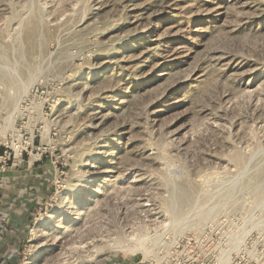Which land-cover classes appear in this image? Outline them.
Instances as JSON below:
<instances>
[{
	"label": "rangeland",
	"instance_id": "374dc122",
	"mask_svg": "<svg viewBox=\"0 0 264 264\" xmlns=\"http://www.w3.org/2000/svg\"><path fill=\"white\" fill-rule=\"evenodd\" d=\"M1 155L0 187L45 189L30 264H264V188L199 219L243 164L261 182L264 0H0ZM185 178L182 222L167 207ZM73 209L93 235L60 254Z\"/></svg>",
	"mask_w": 264,
	"mask_h": 264
},
{
	"label": "bare ground",
	"instance_id": "6f19581e",
	"mask_svg": "<svg viewBox=\"0 0 264 264\" xmlns=\"http://www.w3.org/2000/svg\"><path fill=\"white\" fill-rule=\"evenodd\" d=\"M248 167L249 165L243 164L236 175L229 177L227 180L224 179L220 180L221 183H219L218 187L215 189L217 191V195H216L217 199L214 201V205L211 206L210 210L201 213L200 214L201 216L198 214L200 217L198 218L200 220L203 217L210 216L211 212H213L211 211L212 209L228 203H232L235 198V194L243 189L242 186L244 185V183L247 184L248 182L249 184V182L251 181L248 188H250L254 193H259L264 188V169L261 171L259 178V180L261 179L260 180L261 182H255V181L252 182V178L246 179L249 173ZM180 170L181 168L179 169V171ZM169 183L172 184V192H171L170 204L167 208L171 212L173 218L181 217V221L183 222L185 221L184 218L186 217L184 216L185 209L193 202V195H192V192L194 190L193 184L186 178L182 182L171 181ZM263 196L260 198L261 201L258 203L259 207H261L264 204ZM195 207H197L196 204ZM82 213L83 212L80 210L77 211L73 209L70 210L68 214L69 217L68 219H75V223L77 225L72 226L70 224H65L62 222L61 225L57 226L59 227V229H61V231L56 237L57 241L55 242L54 239L52 243L61 248V250L59 251L60 254H65L67 252L73 253L76 252L78 248L85 247L87 240L91 237V235H93V230H94L93 223L89 219L85 220V216L83 217Z\"/></svg>",
	"mask_w": 264,
	"mask_h": 264
},
{
	"label": "crops",
	"instance_id": "0c3cea01",
	"mask_svg": "<svg viewBox=\"0 0 264 264\" xmlns=\"http://www.w3.org/2000/svg\"><path fill=\"white\" fill-rule=\"evenodd\" d=\"M22 176L8 173L0 187V256L3 264H21L22 247L30 224L29 216L44 199L40 186L19 183ZM36 195V196H35ZM90 264H133L130 259L122 260L112 255L100 257Z\"/></svg>",
	"mask_w": 264,
	"mask_h": 264
},
{
	"label": "built area",
	"instance_id": "2783aa9c",
	"mask_svg": "<svg viewBox=\"0 0 264 264\" xmlns=\"http://www.w3.org/2000/svg\"><path fill=\"white\" fill-rule=\"evenodd\" d=\"M9 158V157H8ZM7 158L6 157H3V155L0 156V173L2 172H5L6 171V167H7ZM0 219H4V217H1L0 216ZM26 251L27 249H23L22 252H23V255H24V258L22 259L21 261V264H30L28 261H27V256H26ZM133 261V264H143L141 263V261L139 260H132ZM0 264H3L2 263V257L0 256Z\"/></svg>",
	"mask_w": 264,
	"mask_h": 264
}]
</instances>
